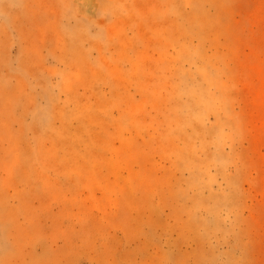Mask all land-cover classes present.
<instances>
[{
  "label": "rangeland",
  "instance_id": "obj_1",
  "mask_svg": "<svg viewBox=\"0 0 264 264\" xmlns=\"http://www.w3.org/2000/svg\"><path fill=\"white\" fill-rule=\"evenodd\" d=\"M0 264H264V0H0Z\"/></svg>",
  "mask_w": 264,
  "mask_h": 264
}]
</instances>
